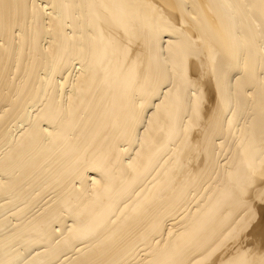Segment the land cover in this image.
Listing matches in <instances>:
<instances>
[{
  "label": "bare ground",
  "instance_id": "1",
  "mask_svg": "<svg viewBox=\"0 0 264 264\" xmlns=\"http://www.w3.org/2000/svg\"><path fill=\"white\" fill-rule=\"evenodd\" d=\"M262 199L264 0H0V264H264Z\"/></svg>",
  "mask_w": 264,
  "mask_h": 264
},
{
  "label": "rangeland",
  "instance_id": "2",
  "mask_svg": "<svg viewBox=\"0 0 264 264\" xmlns=\"http://www.w3.org/2000/svg\"><path fill=\"white\" fill-rule=\"evenodd\" d=\"M263 200H264V199H262V201H261V200L259 201V203H260L259 205H260V206H263V205H264ZM263 229H264V228H262V229L259 231V234L261 235V236H260V235H259V236H260L261 239L264 238V230H263ZM262 231H263V232H262ZM261 233H262L263 235H262ZM248 238H249L248 241H250V240L252 239L251 242H253L254 239H255V241L252 243V245H253L254 247L257 248L256 245H258V244H257V242H258L257 240H258L259 238L254 237V236H252V235H250ZM258 243H259V242H258ZM254 244H255V245H254Z\"/></svg>",
  "mask_w": 264,
  "mask_h": 264
}]
</instances>
